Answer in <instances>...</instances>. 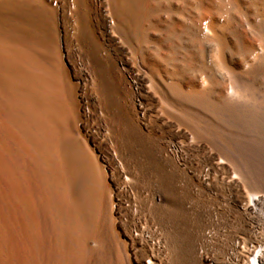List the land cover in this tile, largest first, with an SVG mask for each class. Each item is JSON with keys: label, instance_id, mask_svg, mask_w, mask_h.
Listing matches in <instances>:
<instances>
[{"label": "bare ground", "instance_id": "bare-ground-1", "mask_svg": "<svg viewBox=\"0 0 264 264\" xmlns=\"http://www.w3.org/2000/svg\"><path fill=\"white\" fill-rule=\"evenodd\" d=\"M216 1L219 24L201 22L195 28L188 27L186 35L182 32L177 33L174 28L169 30L168 38L171 36V48L173 49L170 51L169 60L193 75L197 82L193 87L185 89L178 81L166 82L161 78L156 81L154 74L146 77L139 74L131 75L124 82L131 96V112L135 117V122L139 123L146 115L140 91L144 89L150 93H148L150 96H153L152 89L159 83L164 89V94H159L162 96L160 100L162 110L159 112V117L163 118V115L172 114L173 116H164L165 123L173 127L175 135L181 139L160 141L153 149V153L156 154L155 158L153 157V160L144 158L140 161L134 157L135 155L133 156L130 123L122 124V126L118 119L112 129L110 128L114 145L112 144L108 155L115 165L113 171L116 178L109 183L106 177L102 178L108 190L106 200L108 224H103L96 216L92 217L93 219L89 222H78L79 218H76V221L72 214V218L66 217L57 224L48 222L47 225L45 221L47 219L43 218L42 223L36 226L38 211L17 210V212L14 211V220L12 219L14 224L8 226V229L4 227L7 229L6 235L13 251L23 248L20 246L23 242L48 244V252L54 255L56 261H64L62 264L65 261L68 262L67 264H82L81 261L85 256L93 254L92 250H95L93 264L95 261V264H184L185 261H189L190 264H264V189L262 188L264 175L258 174V171L256 172L253 168L254 163L261 162L260 154L262 153L251 155L244 152L249 144L252 149H257L264 143V11L260 10L261 7L259 8L264 0H249V2L246 0L250 3L249 7L246 6L247 8L243 7L241 0ZM106 2L108 8L105 21L110 31L109 34L120 43V46L125 44V34L137 40L139 38L136 37L137 28L145 24L151 11L155 13V9H149L150 0H107ZM158 2L159 0L157 5ZM245 35H250L253 42L247 43L244 40ZM17 57H19L18 54ZM196 59L201 63L196 67H191ZM12 60L11 63H13ZM1 63L5 65L1 69L8 74L4 77L10 76V80H17L16 83L20 86L25 83L33 86L36 83L43 85L42 93L39 91L40 97L34 94L41 101L42 110L39 111L35 105L33 106L37 103V99L30 94L31 96L24 97L28 99L30 106L26 114L34 127L43 121L49 125L46 128L40 123L37 130L43 129V134L40 136L46 140L44 153L47 172L60 185L63 175H68L69 165L71 168L75 167V171L77 169L79 171L80 165L77 164L82 163L81 168H83L84 159L81 163L79 160L77 163L76 160L83 158L81 152L84 153L85 150L74 153V149L80 146L74 148L67 139L71 137V133L78 135L77 127H69L74 133L70 130L68 137L60 129L58 132L56 125L65 115H62L65 106L55 94L58 89H56V79L48 71L38 72L32 69L28 71V68L26 69L28 72L23 73L21 72V70L24 71L23 65L20 66L22 69L18 66L19 69L14 64ZM1 76L3 75L0 74V78ZM94 80L98 82L97 77ZM147 81L148 83L145 84ZM99 83L102 84L101 81ZM18 91L13 94L19 93ZM18 95L16 97H19ZM106 96H108L109 104H112V101L115 102L112 95ZM86 104V101L80 100L77 107L85 112ZM114 111L112 110V113L101 110L100 114L106 118H109V115L112 119L118 118ZM67 120H69L68 117ZM67 120L62 119L59 124L62 123L61 121L67 123ZM61 125L59 127L64 129ZM34 127H30V132L31 128L35 131ZM73 143L76 144L75 141ZM83 143L87 145V140ZM118 144L123 147L121 148L123 149L122 155L116 149ZM189 150L201 151L204 154L206 165L203 168L194 170L187 166L185 152ZM123 154L127 156L126 161L121 160ZM84 158L87 160L86 157ZM95 158L97 159L96 156ZM149 165L157 167L161 172L166 168L171 171L174 169L180 172L181 179L169 173L146 176L147 173L142 172L144 168L142 169L141 166L148 168ZM91 168L92 170L87 166L86 172L89 173L86 175L83 173L85 176L82 175L84 176L82 179L89 181L92 177L90 174L95 170L93 166ZM193 181L202 189H206L209 195L214 196L219 206L209 199L205 210L199 213L202 217L201 222L192 223L186 229L182 227L183 223L176 221L174 216L180 212H189L188 193ZM147 183L151 186L146 192L143 186ZM70 184L71 179L68 175V185ZM176 184L183 189V194L179 198L169 190ZM213 185L218 188L214 189ZM144 191L146 194L139 205H143V210H146L148 222L145 219L147 223L141 224L138 217L140 208L134 205L129 196L134 197ZM125 192L129 193L126 204L120 197L121 193ZM86 197H88L87 194ZM90 200H92L91 197ZM79 209L82 210V208ZM42 217L45 216L42 215ZM165 253L168 255L167 260L161 258V255Z\"/></svg>", "mask_w": 264, "mask_h": 264}, {"label": "rangeland", "instance_id": "rangeland-1", "mask_svg": "<svg viewBox=\"0 0 264 264\" xmlns=\"http://www.w3.org/2000/svg\"><path fill=\"white\" fill-rule=\"evenodd\" d=\"M106 1L107 0H0V74L3 75L0 78V231L3 232L6 230L3 232L5 234L0 232V264H62V262H64L59 261V263L56 261L54 255L48 252V244H30L29 242H23V244H20L23 248L17 249V253V250L13 251L11 249V242L6 232L9 228L8 226L14 224L12 219L14 220V213L17 212V210H24V212L26 210L38 211L39 216L36 226L42 223L43 218L47 219L45 220L47 225L49 224L48 222L57 224L66 217L70 218L72 214L73 219L76 221L79 218L78 220L80 221L78 222H89L93 219L92 217L96 216L103 224H108V207L106 204L108 190L102 178L106 177L107 183L113 178H116V174L113 171L115 165L108 158V155L110 154L109 150L114 145L110 130L116 122H118V119L121 125L130 123L133 156L135 155L134 157L140 161L144 160V158L153 160V157L155 158L156 156V154L153 153V149L160 141H179L181 139V137L175 135L173 127L165 123L164 116H169L170 114L163 115V118L159 117V112L162 110L160 101L162 96H159V94H164V89L156 81L160 78L163 80L165 79L164 81L166 82L178 81L185 89L193 87L197 82L193 75L184 71L181 66L169 60L170 51L173 50L171 48V36L168 38V35H170L169 30L174 28L177 33L182 32L186 35L188 34L187 29L190 27L195 28L197 24L201 22L219 24L220 18L218 17L215 7L217 1L159 0L160 3L158 2L157 5L158 0H150L152 4L150 5L148 2L150 6L149 9H155V13L149 11L152 16L148 14V20L146 19L145 24H142L144 26L142 27L141 25L138 27L141 30L137 28L138 35L136 34V37H139L137 40L125 34L124 45L126 46L124 47V45H122L124 49L120 46V43L114 40L109 34L110 31L105 21V14L108 8ZM247 1L249 2V0ZM247 1L241 0L244 8L249 7L248 4L250 3H247ZM262 3L263 4H261L259 8L261 7L260 10L262 9L264 11V1H262ZM244 40L247 43L253 42V38L250 35H245ZM129 50L130 52H128ZM17 54L19 57H17ZM1 56H4L2 58L6 59L2 60ZM11 57L12 59L16 58L12 60ZM11 60L13 63H11ZM16 60H18V62ZM92 60H94V63ZM1 62H5V64H14L17 67L23 65L24 71L21 70L23 73L31 71V69L38 72L48 71L51 72L56 79V89H58L57 93L55 91V94L59 97L60 102L63 101L61 104L65 106L62 107L66 111L65 112L63 109L62 115L65 114L63 116L66 117L60 118L59 121L62 119L65 121L67 117L69 119L67 123L61 121V127H64V129L59 127L60 124L58 121L56 125L58 127V132L61 130V132H65L64 134H67L68 137L69 132H73V129L69 127H77L78 135L76 133H71V137L69 136L67 139L73 144L74 148L80 146L74 149V153L80 152L82 149L83 151L85 150L84 153L81 152L83 158H77L76 160L77 163L79 161L81 163L84 159L83 165H86L85 168L84 166V169L81 168L82 163L77 164L78 166L80 165L81 172L80 170L77 171L78 169L75 171V167L71 168L70 165L68 167L69 172H67L71 179L70 185H68V175H63L62 181L60 185H58L59 183L54 181L55 178L47 172V162L44 153L46 140L44 137H41L43 129L40 128L37 130V127H40V123V125H45L44 127L46 128H48L49 125H46V122L44 123L43 121L38 123L37 127H34L28 118L29 116L26 114L30 106L28 105V99L24 97L30 94H38L37 96L40 97L41 94L39 93H42L43 85H38L36 83L34 87L30 83H25L27 85L24 84V86L22 84L23 86H20L16 83L17 80H10V76L4 77L8 74L5 70L1 69V67L4 68L5 66H3ZM193 62L191 67H196L201 63L197 59L194 63ZM22 67L20 68L22 69ZM26 69H28V71ZM135 74L144 75L145 77L149 74H154L156 77L155 82L157 83V86L152 89L153 96H150V93L148 92V94L144 89L140 91L142 104L146 111L144 120L140 123L137 121L135 122V117L131 112V96L125 88L124 83L126 78L128 79L131 75ZM95 77H97L98 82L94 80ZM8 79L9 81H6ZM100 81L102 84L99 83ZM147 83L148 81L145 84ZM14 90L19 93H15L14 95ZM17 95L19 97H16ZM106 95H112L111 97L115 102L112 101V104H109L107 102L108 96ZM34 97L36 98L35 95ZM36 99L37 103H34L33 106L35 105L36 109L41 111L42 103L38 98ZM80 100L87 102L84 107L85 112L79 110L77 107V103ZM15 109L16 111H14ZM101 110L109 112L115 110L114 113L116 112L115 114L118 115V118L114 117L112 119L111 115H109V118H106L103 114H100ZM18 115H20V117ZM170 116L173 115L171 114ZM25 121L28 122L25 123ZM67 124H69V126ZM30 127L36 128L35 131L31 128L32 131L30 132ZM55 130H57L56 127ZM38 137H40V139ZM42 138L44 143L42 142ZM33 139L37 140L34 141ZM84 140H87L88 146L83 143ZM74 141L76 144L73 143ZM84 146L86 147L83 148ZM247 147L244 149V152L251 155L262 153L260 154V156H262L261 162L254 163L253 168L256 172L258 171V174L264 175V143L262 146L257 147V149L253 147L255 150L252 149V146L250 147V144ZM121 148L123 147L120 144L116 145V149L120 151L122 155L123 149ZM256 150L258 151L256 152ZM185 153L187 166L191 169H200L206 165L205 156L201 151L189 150ZM84 157H86L87 160ZM126 157V154H123L121 160L123 159L124 161ZM94 162L96 164H94ZM87 166L90 170H92V166L93 169H95L93 173L90 174V177H92L89 181L86 179L88 182L82 179L86 173H89L86 172ZM141 168L144 169L142 170ZM141 168L140 171L142 170L143 173H147L146 176L156 173H169L170 175H177L179 180L181 179L180 176H182L180 172L174 169L171 171L166 168L161 172L157 167H151V165H149L148 168L147 166H141ZM82 175L84 176L82 177ZM195 183L196 182L193 181L189 188L190 191L188 193L187 204L189 212H180L177 216H174L176 221H180L181 224L183 223L182 227L186 229H188L192 223L199 224L201 222L202 217L199 213L201 210H205V207L209 204V199L214 204L216 203L215 205L219 206V202L214 196L209 195L206 189H202V187ZM150 186L151 185L147 183L143 188H145L147 192ZM213 188L217 189L218 186L216 187V185H213ZM262 188L264 189V185H262ZM169 190L174 193L177 198L181 197L183 194V189L179 184L170 187ZM145 191L141 194H136L134 197L133 195L129 196V193L126 192L120 195L124 204L127 203V196H129L132 198L131 201L134 202V205H137V207L139 206L138 217L141 224L148 222V217H146L147 215L145 213L146 210H143V205H139L143 201L146 194ZM92 192L95 193L93 194ZM212 192H214V190H212ZM86 194L88 197H86ZM90 197L92 200H90ZM83 198L88 201H85ZM93 205L96 206L94 207ZM79 208H82V210ZM92 208L93 210L95 209V212H93ZM42 211H44L43 213L45 215L42 214ZM90 211L92 212L90 213ZM42 215L46 218L42 217ZM4 227L7 229H4ZM45 247H47V249ZM94 251L95 250H92L93 254L85 256L86 260L84 258L81 263L93 264V260H95ZM167 256L168 255L165 253L161 255V258L167 260ZM67 263L68 262L65 261L64 264ZM95 263L96 261L94 264ZM184 264H190V262L185 261Z\"/></svg>", "mask_w": 264, "mask_h": 264}]
</instances>
